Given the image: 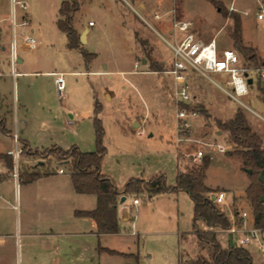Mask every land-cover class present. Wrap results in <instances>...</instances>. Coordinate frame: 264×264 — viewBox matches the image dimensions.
<instances>
[{
	"label": "rangeland",
	"instance_id": "374dc122",
	"mask_svg": "<svg viewBox=\"0 0 264 264\" xmlns=\"http://www.w3.org/2000/svg\"><path fill=\"white\" fill-rule=\"evenodd\" d=\"M23 1L29 6L26 13L29 23L24 27L17 26L15 30L16 51L19 56L24 58V63L18 64L16 69L18 72L38 71V73L34 75L20 73L15 76L9 73L10 68L7 67L5 60L11 41V26L8 21V30L0 29V36L6 47V51L1 53L0 59L3 71L0 76V92L10 103L11 116L16 118L18 115V119L29 121L31 136L33 140L38 139L40 144L37 146L39 148L56 145L67 149L76 145L69 144L73 134L71 123L80 120L79 132L81 133L85 131V124L90 127L92 125L93 95L86 82L87 77L94 80V78L99 79V76L81 72L95 68L92 59L87 63L81 51L69 48L64 33L58 29L55 19L60 0ZM77 1L78 12L75 13L73 22L76 25L83 24L85 26L89 20L95 23L94 27H90L93 44H89L88 47L83 46L86 52H91L92 47L96 48L99 58L110 61L114 59L115 68L134 70L133 64L128 59L129 50L133 49L135 40L139 58H147L149 61L148 67L144 68L138 64L135 69L151 71L150 73L118 72L102 77V80L115 90V97L112 101H103L99 95L100 102L105 104L106 118L103 119L101 112L98 116L101 120L103 119L105 135L110 138L108 150L112 154V156H108L107 166L114 167L117 175L120 173V178L126 173H131L129 175L132 176L135 172L149 175L155 169L166 170V174H164L168 184L172 181L175 172L174 160L176 157L180 171L199 164L202 157L206 155L210 158V163L206 170L205 184L213 191L223 190L226 192V203L218 205L220 210H225L227 214L229 210L232 214L244 210L250 212L249 202L245 198V189L249 185L250 179L244 170L242 157L237 154L238 150H247L248 147L231 141L229 131L226 129L231 119L228 116L220 115V110L235 112L237 108H241L244 115L246 111L255 133L262 142V149H264V121L254 116L243 104L225 95L207 78L190 73L191 91L197 98L186 108L189 111H194L196 115L189 116L187 120L190 127L180 131L176 125L177 106L171 94L172 78L163 71L171 59V49L167 41L173 39V36L169 34L173 20L190 21L192 30L197 37L203 41L215 38L219 47L227 46L235 49L243 61L240 51L230 36L232 19H230L229 13L231 12L238 14L241 18L243 44L254 47L259 58L264 59V25L256 18L259 8L257 0H214L224 5L228 13L227 16L217 10L211 0H127L150 25L123 0ZM261 1L264 3V0ZM139 2L146 7H139ZM153 11H159L162 17L155 19ZM4 13L10 19L11 0L10 8ZM23 13V10L16 4L17 22L21 21ZM25 32L35 38L37 45L35 49L25 45L23 40ZM160 60H164V62L161 63ZM99 63L96 62L98 67H100ZM139 63L141 62L139 61ZM49 70L63 71L62 73H64L65 90L62 98L58 97L53 78L43 73ZM209 75L225 85L223 75L217 73H209ZM253 78L256 79L255 76ZM259 84L255 83L250 86L247 95L243 96L241 101L252 109H255L256 105L262 107L261 115L264 116V95L259 90V88H264V83H261L260 86ZM212 102L218 106L217 114H214V111L211 112L209 108ZM113 104L115 107L112 106ZM69 108L78 112L79 117L70 119ZM114 109L116 112L130 109L129 120H135L138 117L139 125L143 123L145 133H152V136H145L142 141L133 135L123 149L124 155L121 158L116 155L117 138L114 132L116 126L114 119L123 118V114L120 113V116L117 113L114 114ZM202 112L208 116L205 117ZM144 116L145 118H143ZM127 123L131 125L130 121ZM247 123L249 125L248 121ZM6 127H9L8 124L5 129H7ZM13 132L14 130L11 135ZM4 134L6 132L2 131L0 127V149H2L3 143L9 142V138L2 137ZM43 138L50 142L42 146V141L39 142V140ZM29 143L33 146V142ZM218 144L226 148L225 152L218 150L216 146ZM199 149L203 151V156L195 159L194 154ZM116 158L119 165L115 163ZM262 160L264 161V154ZM60 167L66 173L71 171L69 160L65 161L60 155L41 149L31 154L23 153L19 160L18 170L20 172H43L56 171ZM145 193L143 191L139 194H126L129 195L127 202H130L132 197H138L143 203V200L146 199ZM179 201V229L184 230L191 226L192 203L186 195L180 197ZM134 211L132 209V213ZM237 216L235 215V218ZM163 229L166 228L162 227L156 219H152L147 228L140 232L138 254L142 261H138V264H177L176 234L163 232ZM226 234L225 230H219L217 234L224 246H227ZM260 235L264 242V231ZM182 239L180 250L182 264H193V260L198 257H210L208 245L198 243L194 237L190 239L184 236ZM248 250L252 256V264H264V256L254 246H250ZM147 254L152 257L147 259Z\"/></svg>",
	"mask_w": 264,
	"mask_h": 264
},
{
	"label": "crops",
	"instance_id": "0c3cea01",
	"mask_svg": "<svg viewBox=\"0 0 264 264\" xmlns=\"http://www.w3.org/2000/svg\"><path fill=\"white\" fill-rule=\"evenodd\" d=\"M138 6L141 8L146 7L141 2H139ZM9 8L10 0H0V29L3 28V30H8L9 16H5L4 12ZM232 8L235 9V7ZM77 12L78 10L71 15L72 25L79 34V38L82 33L84 34L83 42L80 39V46L88 47L89 44H93V35L91 34L90 27H94L95 23L89 25V20L87 26L83 24L76 25L73 19ZM56 20L57 15L55 23ZM170 31L169 34L171 36ZM64 35L66 37L65 33ZM36 47L37 45L31 49H35ZM132 48L131 51L129 50L128 60L133 64L134 70H120L115 68L114 59L110 61L99 58V52L96 51V48L92 47L89 53L94 54L92 64L95 68L90 70L86 69V71L81 72H86L88 75L91 73L95 76H99V79L93 77L94 80L87 77L86 84L88 89L90 86L93 97L95 96L99 101H112L114 99L115 90L111 85H107V82L102 80L104 75L110 76L118 72H151L147 69H135L138 64L142 65L144 68L148 67L149 61H147V58H139L140 55L135 40ZM72 50L80 52L78 48H72ZM19 59L20 61L18 64L22 65L24 63V58L20 55ZM156 60H158V58H156ZM139 61L141 63H139ZM96 62H100V67L96 65ZM160 62L163 63L164 60H160ZM7 67L9 66L7 65ZM55 72L63 71L49 70L43 73L52 77L54 81L53 74ZM20 73L34 75L35 73L37 74L38 71H17V74ZM1 94L0 92V118L3 119L5 126L7 124L9 126L8 128L6 127L8 132L2 135V137L9 138V142L3 143L2 149H0V264H138L142 261L138 254L139 234L147 228L152 219H156L161 223L162 227L166 228L163 229V232L176 234L178 249L177 264H182L180 257L182 238L184 236L190 239L194 237L197 240L195 234L192 233V222L190 228H185L184 230L179 229V200L180 197H184L185 195L190 199L187 193L178 190L176 192H165L157 195L147 194L143 203L140 201L137 207H131L129 209L127 208V206L131 204V201L127 202V197H129V195L122 193L125 183L130 178L140 177L144 180H148L158 172L166 174V170L162 171V169H155V171L149 175L136 173L134 171L135 173H133V176L129 175L131 173H126L120 178V173L117 175L114 167L110 168L107 166L106 161L108 156H112V154H110L108 150L110 138L108 135H105L107 153L102 161L100 171L113 180L116 187L121 192V197L125 196V199L123 202H120L119 199L116 206L119 231L117 233L100 232L96 222L92 218L75 215V211L93 210L96 207L97 199L96 196L91 193H77L74 190L70 172L18 171L17 176L13 175L12 166L8 164L10 158L6 155L13 144L11 135L12 130H14L13 133L17 134L20 141L24 140L28 143V147L31 150H41L44 148H39V146H37L40 144L38 143V139L33 140L30 133L31 124L28 120L22 118L18 119V115L16 118L11 116V111L9 109L10 103H8L5 96ZM193 95L195 100L197 97L195 98L194 93ZM101 104L102 108L100 112L104 119V117L106 118L104 110L105 104L104 102H101ZM244 105L254 116L264 121V116L261 115L263 111L262 107L256 105V108L252 109L246 103ZM112 106L115 107L114 104ZM209 108L211 112L214 111V114L218 113V106L214 102L209 105ZM69 112H71V114H69L70 119L79 117L78 112L73 109L69 108ZM115 113H117V115L119 114V116L120 113L123 114V118L114 119L116 122L114 132L117 138L116 155L121 158L124 155L122 153L123 149L133 135L142 141L145 136H152V133H145L143 123L139 125L138 117H136L135 120H129L128 114L130 113V109L124 112H116L115 110L114 114ZM234 114V111L224 112L220 110V115L228 116L230 119L234 117ZM146 115L147 112L145 113V116ZM145 116L143 118H145ZM245 117L249 122V126L254 131L246 111ZM254 120L256 119L254 118ZM128 121H130L131 125H128ZM79 123L80 120H75L71 123L73 125V134L71 135L69 144H76L82 152L94 151L95 136L93 125L90 127L88 124H85V131L81 133L79 132ZM30 141L33 142L34 147L30 145ZM41 141L42 146L50 142L45 141L44 138L39 140V142ZM115 163L119 165L117 158L115 159ZM174 165L175 172L172 181L168 182L169 185L175 183L176 176L179 172L177 157L174 160ZM35 173H38V176L29 179L30 176ZM206 186L209 187L208 185ZM190 201L192 203L193 216V202L191 199ZM132 209L135 210L134 213H132ZM197 223L200 229H210V227L202 221H198ZM219 241L221 245L224 246L220 239ZM226 242L227 245H229L228 234H226ZM107 250H112L116 253H110ZM151 257L152 255L147 254V259Z\"/></svg>",
	"mask_w": 264,
	"mask_h": 264
},
{
	"label": "trees",
	"instance_id": "16d2710c",
	"mask_svg": "<svg viewBox=\"0 0 264 264\" xmlns=\"http://www.w3.org/2000/svg\"><path fill=\"white\" fill-rule=\"evenodd\" d=\"M213 4L227 16V10L219 1L211 0ZM78 10L77 0H61L57 12L56 25L60 31L66 34L69 48H78L88 63L92 58V53L86 52L80 46V38L77 31L72 25L71 15ZM232 19V31L230 33L235 46L241 53L244 65L254 70L260 69L264 65V59H260L254 47L243 44L241 18L236 13H229ZM255 83H264L256 78L249 86ZM259 84V86H260ZM264 95V88H259ZM264 102V99H263ZM102 108L101 102L93 97V115L92 125L95 136V150L91 152H82L76 145L63 149L59 146L52 145L44 148L48 153H55L61 156L65 161L69 160L71 166V179L74 190L77 193H91L96 196V207L89 211H75L77 216H87L92 218L100 232L117 233L118 221L116 206L121 198V192L116 187L113 180L101 173L100 168L102 161L107 153L105 146V129L101 118L98 116ZM204 116H208L202 112ZM0 127L5 129L3 119L0 118ZM229 131L230 139L235 144L247 146V150H238L237 154L242 157L244 168L251 171L247 176L250 179L249 185L245 189V198L250 205V215L253 225L264 231V202L259 200L262 193V183L260 176L264 175V161L262 155L264 149L261 148V140L258 135L251 130L247 123L246 117L241 108H237L234 117L226 127ZM20 141V140H19ZM23 146L24 154L35 153L37 149L31 150L26 141H20ZM7 155V154H6ZM9 156V155H7ZM8 164L12 166L11 157L9 156ZM210 158L204 156L201 162L190 168L180 170L176 176L175 183L169 185L166 182V176L158 172L148 180L140 177L130 178L124 185L123 194H139L145 191L149 195H157L165 192H176L182 190L190 197L193 202L192 216V233L195 234L198 243L208 245L210 248V257H198L193 260V264H252V256L246 248L233 246H222L217 234L219 230H225L229 227L228 217L214 204L210 198L212 189L205 185L206 170L209 166ZM38 176L35 173L29 179ZM198 221L204 222L210 229H200ZM110 253H116L107 250Z\"/></svg>",
	"mask_w": 264,
	"mask_h": 264
},
{
	"label": "built area",
	"instance_id": "2783aa9c",
	"mask_svg": "<svg viewBox=\"0 0 264 264\" xmlns=\"http://www.w3.org/2000/svg\"><path fill=\"white\" fill-rule=\"evenodd\" d=\"M125 1L129 7L136 12L148 25H150L134 7ZM258 2V12L256 13L257 20L261 21L264 25V3L261 0ZM18 5L23 10L21 21H16L15 5ZM28 11V4L23 0H11V14H10V26H11V41L9 44V50L5 60L10 68V74L15 76L17 74V64L19 55L16 51L15 36L17 26H27L28 17L26 13ZM153 17L160 19L162 15L159 11H153ZM92 21H89V25H92ZM171 36L172 41H167L171 49V59L163 71V73L169 75L172 78V97L177 106L176 119L177 128L180 131L188 129L189 123L187 118L195 115L194 111L187 110L186 106L194 101V95L190 86V73L198 74L207 78L213 85L219 88L225 95L236 100L241 101V98L245 96L250 87L247 82L248 78H251L253 82V76L259 78L264 82V65L260 69L254 70L253 68H247L244 62L241 60L237 51L231 47H219L216 39L213 38L209 41H203L195 35L192 30L191 22L187 20H173L171 22ZM24 43L29 48H34L36 40L29 34L23 35ZM0 36V59L1 53L6 51V47L2 42ZM209 73H217L224 76V83L213 79ZM3 74L0 66V76ZM54 84L59 98H62L65 90V78L64 73L55 72ZM251 82V83H252ZM244 105V104H243ZM245 106V105H244ZM13 146L7 151V155L11 157L13 175L17 176L18 165L21 155L23 154V147L19 141L16 133L12 134ZM220 152H225L226 148L218 144L216 145ZM203 156L202 150H197L194 154V158L198 159ZM58 173H63V168H57ZM145 196L147 193L144 194ZM211 200L218 207V205L226 203V192L223 190L213 191L210 194ZM140 200L138 197H132L131 204L127 208L137 207ZM219 208V207H218ZM220 209V208H219ZM222 212L228 217L230 225L225 232L228 236H231L233 245L248 249L250 246H254L256 250L264 256V242L261 240L263 231L253 225L250 212L240 211L232 212L229 210L228 214L225 210ZM238 213V214H237ZM235 215H238L235 218Z\"/></svg>",
	"mask_w": 264,
	"mask_h": 264
},
{
	"label": "water",
	"instance_id": "95a60500",
	"mask_svg": "<svg viewBox=\"0 0 264 264\" xmlns=\"http://www.w3.org/2000/svg\"><path fill=\"white\" fill-rule=\"evenodd\" d=\"M217 10H219V9H217ZM83 36H84V34L82 33L80 35V39H81L82 42H83ZM19 61H20V59L18 60V62ZM247 82L250 84L252 82L251 78H248L247 79ZM39 163L41 164V162H39ZM244 170L246 172H248V173L251 171L250 169H247V168H244ZM259 178H260V181L262 183V193L259 196V200L262 201V202H264V175L260 176ZM124 199H125V196H122L120 198V202H123ZM228 241H229V246H233V242H232V239H231V236L230 235L228 236Z\"/></svg>",
	"mask_w": 264,
	"mask_h": 264
}]
</instances>
